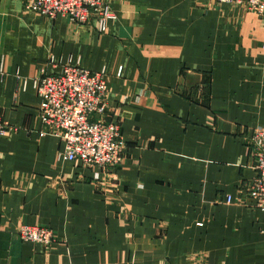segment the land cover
Segmentation results:
<instances>
[{"label":"crops","instance_id":"obj_1","mask_svg":"<svg viewBox=\"0 0 264 264\" xmlns=\"http://www.w3.org/2000/svg\"><path fill=\"white\" fill-rule=\"evenodd\" d=\"M105 2L116 18L101 33L0 0V115L16 127L0 136V264H264V211L235 201L255 176L245 137L264 127V18L215 0ZM64 64L103 73L119 166L86 167L41 135L34 81ZM22 224L56 239L24 241Z\"/></svg>","mask_w":264,"mask_h":264},{"label":"built area","instance_id":"obj_2","mask_svg":"<svg viewBox=\"0 0 264 264\" xmlns=\"http://www.w3.org/2000/svg\"><path fill=\"white\" fill-rule=\"evenodd\" d=\"M240 6L264 16V0H215ZM26 8L42 16H66L76 24L98 20V30L106 33L116 15L105 0H25ZM53 62V60L51 61ZM41 97L39 116L41 135H54L64 140V158L89 168H115L124 159L126 140L121 125L105 118L110 87L101 72H93L79 64H64L61 71L51 74L43 70L34 81ZM16 127L0 115V136ZM245 142L254 162L255 176L248 186L241 187L236 202L252 199V206L264 210V127L253 128ZM234 198L228 196L227 201ZM19 235L24 241L50 246L56 236L45 225L22 224Z\"/></svg>","mask_w":264,"mask_h":264},{"label":"rangeland","instance_id":"obj_3","mask_svg":"<svg viewBox=\"0 0 264 264\" xmlns=\"http://www.w3.org/2000/svg\"><path fill=\"white\" fill-rule=\"evenodd\" d=\"M227 4V3H226ZM232 6H235V5H232ZM235 7H238V8H241L240 6H235ZM243 9H245V8H243ZM245 10H247V9H245ZM247 11H249V10H247ZM249 12H251V11H249ZM255 13V12H254ZM257 14V13H256ZM259 15V14H258ZM259 16H261V15H259ZM261 17H263L264 18V16H261ZM188 95H191V92H188L187 93ZM107 107H108V102H107ZM252 131H253V129L251 130V132H250V134L252 133ZM250 152V151H249ZM251 156V155H250ZM253 164H254V162H253ZM254 168V167H253ZM252 200V199H251ZM250 200V198H245V201H251ZM255 208V207H254ZM256 209H259V208H256ZM261 210V209H260ZM264 211V210H263ZM190 259H191V264H198V262H200L201 260L202 261H205V258L202 256V255H194V256H191L190 257Z\"/></svg>","mask_w":264,"mask_h":264}]
</instances>
